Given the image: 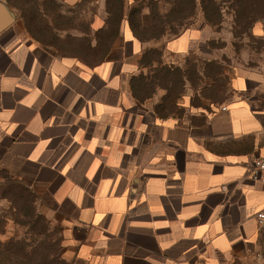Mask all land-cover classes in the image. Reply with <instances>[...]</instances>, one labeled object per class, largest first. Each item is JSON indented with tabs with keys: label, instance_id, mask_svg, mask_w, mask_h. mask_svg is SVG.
<instances>
[{
	"label": "crops",
	"instance_id": "obj_1",
	"mask_svg": "<svg viewBox=\"0 0 264 264\" xmlns=\"http://www.w3.org/2000/svg\"><path fill=\"white\" fill-rule=\"evenodd\" d=\"M123 1L119 34L105 39L107 0H0L14 17L0 33V168L38 196L67 260L249 264L264 210L251 178L264 155V53L234 67L224 102L208 105L205 64L222 65L210 43L225 40L201 0L187 29L148 38L132 11L149 28L175 0ZM149 50L183 72L193 57L204 80H185L175 111L162 110L163 88L133 94Z\"/></svg>",
	"mask_w": 264,
	"mask_h": 264
},
{
	"label": "rangeland",
	"instance_id": "obj_2",
	"mask_svg": "<svg viewBox=\"0 0 264 264\" xmlns=\"http://www.w3.org/2000/svg\"><path fill=\"white\" fill-rule=\"evenodd\" d=\"M236 1L233 10L230 6L235 0L216 2L222 6L224 16L213 30L222 35L225 43L217 44L214 50L222 57L218 90L208 87L204 94L201 92L208 105L224 102L234 67L250 65L264 53V39L254 37V34L262 35L264 30V0ZM190 60L187 65L194 66L195 60ZM207 82L209 85L211 81ZM17 183L8 171L0 168V243L4 246L14 244L17 255L24 251L30 259L44 264H80L65 258L60 230L39 207L38 196ZM249 264H264V228L258 253Z\"/></svg>",
	"mask_w": 264,
	"mask_h": 264
},
{
	"label": "trees",
	"instance_id": "obj_3",
	"mask_svg": "<svg viewBox=\"0 0 264 264\" xmlns=\"http://www.w3.org/2000/svg\"><path fill=\"white\" fill-rule=\"evenodd\" d=\"M216 2L217 0L200 1L201 11L204 14L206 22L214 27H218L221 24L224 16L222 6L216 4ZM123 3V0H107V4L114 7V9L110 11L111 16L108 20V28L104 32L100 31L105 35V39H114L118 36L119 25L123 18ZM235 3H237L236 0L234 5L230 6L231 10L235 7ZM173 4L174 8L167 15L161 16L157 12L155 15L153 14L152 25L149 28L142 26V21L138 16L140 12L137 10L132 11L129 19L134 33L139 37L148 38L158 37L163 34L167 29V25H169L168 29L176 35L179 34L182 29H187L188 26H185L186 21L197 13V1L175 0ZM236 12H238V10ZM111 44V42L100 43V50L98 52L103 55L106 54ZM210 45L212 48L216 46L214 42L210 43ZM97 50L98 49L96 48L95 52H97ZM142 63L144 67L148 69V72L147 74H141L140 76L133 78V94L139 100H146L153 97L157 88L165 89L167 94L163 99L162 110L166 112L167 110L171 112L177 109L176 103L184 92L185 80L190 81L194 86L198 84L199 79L201 84L204 81L196 72V65H190V68L185 72L179 68L173 69L163 65L161 53L158 50L147 51ZM221 68L222 67L218 65V62L215 61L207 62L205 64L204 75L206 76V80H210L211 82L209 84L210 86L207 85V82L204 90H202L203 94L208 90V87L218 90V76H220L219 72L221 71ZM17 184L23 186L19 182ZM23 187L26 188L25 186ZM31 193L33 192L31 191ZM13 246L15 245L11 244L4 246L0 243V264H44L42 261L30 259L29 254H25L24 251L23 253L21 251V253L17 255L16 247ZM22 249L25 250L24 246Z\"/></svg>",
	"mask_w": 264,
	"mask_h": 264
},
{
	"label": "built area",
	"instance_id": "obj_4",
	"mask_svg": "<svg viewBox=\"0 0 264 264\" xmlns=\"http://www.w3.org/2000/svg\"><path fill=\"white\" fill-rule=\"evenodd\" d=\"M251 178L253 181L263 185L264 187V155L257 159L251 169ZM256 221L260 229L264 228V210L256 216Z\"/></svg>",
	"mask_w": 264,
	"mask_h": 264
},
{
	"label": "water",
	"instance_id": "obj_5",
	"mask_svg": "<svg viewBox=\"0 0 264 264\" xmlns=\"http://www.w3.org/2000/svg\"><path fill=\"white\" fill-rule=\"evenodd\" d=\"M13 21V15L2 3H0V33L9 27Z\"/></svg>",
	"mask_w": 264,
	"mask_h": 264
}]
</instances>
